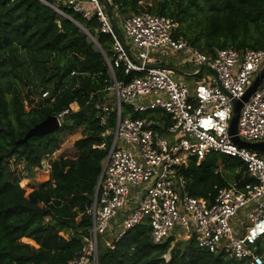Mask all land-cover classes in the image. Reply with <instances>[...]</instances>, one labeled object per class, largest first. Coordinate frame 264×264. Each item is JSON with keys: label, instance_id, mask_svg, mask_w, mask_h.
Returning a JSON list of instances; mask_svg holds the SVG:
<instances>
[{"label": "trees", "instance_id": "trees-1", "mask_svg": "<svg viewBox=\"0 0 264 264\" xmlns=\"http://www.w3.org/2000/svg\"><path fill=\"white\" fill-rule=\"evenodd\" d=\"M46 1L0 0V264H69L82 251V236L93 223L87 208L114 137L110 134L109 146L102 148L103 132L117 123V113L104 109L113 96L114 37L102 31L97 16L87 19L63 5L69 18L51 5L55 0ZM102 1L116 25L144 11L169 16L178 23L176 35L208 55L228 47H264V0ZM114 71L125 84L138 75L127 72L125 64ZM196 78L202 81V72ZM44 91L49 96L43 98ZM125 107L133 118L161 116L157 121L165 125L156 122L158 130L172 124L160 110ZM49 115L62 116V129L81 128L73 143L77 153L52 160L48 178L27 194L24 181L55 154L63 138L57 130L19 140ZM180 173L190 194L211 199L220 187L232 182L243 187L251 180L243 160L218 151L200 162L191 156ZM122 211L124 219L127 211ZM123 219L116 222L118 229ZM151 231L144 221L118 240L111 236L115 247L99 248L100 264H252L202 248L193 235L171 234L156 243ZM259 252L264 255V249Z\"/></svg>", "mask_w": 264, "mask_h": 264}, {"label": "built area", "instance_id": "built-area-1", "mask_svg": "<svg viewBox=\"0 0 264 264\" xmlns=\"http://www.w3.org/2000/svg\"><path fill=\"white\" fill-rule=\"evenodd\" d=\"M51 5L61 13L65 5L87 19L97 16L102 31L114 37L115 51L114 62L109 60L115 107L106 105L104 109L111 112L114 108L117 123L115 132L111 128L103 132L101 147L109 146L110 134L114 137L98 194L87 208L92 226L82 236V251L69 264H100V238L108 233L111 219L120 210L127 214L115 233L117 240L127 230L148 221L156 243L179 227L211 252L264 264V255L259 252L264 249V155L239 146L229 133L233 98L242 97L255 73L261 71L264 47H228L208 55L177 36L178 23L169 16L144 11L131 14L121 25L138 49V58L102 0H55ZM159 48L163 52L186 51L193 66L206 64L215 69L229 94L210 80L199 81L194 87L178 81L172 70L160 66V61H151V51ZM121 64L126 65L127 72L138 73L127 84L114 77V68ZM47 96L49 91H44L42 97ZM124 106L141 113L160 110L171 117L172 124L158 130L154 118H133L130 110L124 114ZM102 119L106 123V117ZM239 134L249 141L264 140V85L245 102ZM212 151L243 160L251 180L243 187L234 182L220 187L213 199L190 194L181 168L191 156L200 162ZM246 208V215L235 220ZM108 245L115 247L113 242Z\"/></svg>", "mask_w": 264, "mask_h": 264}, {"label": "rangeland", "instance_id": "rangeland-1", "mask_svg": "<svg viewBox=\"0 0 264 264\" xmlns=\"http://www.w3.org/2000/svg\"><path fill=\"white\" fill-rule=\"evenodd\" d=\"M141 2H145V0H141ZM122 24L120 23L118 25V28L120 30V32L123 34V37L126 39L127 43L130 44V46L132 47V50L134 52V54L139 58L138 55V49L136 48V46L133 45V43L131 42V39L125 34V32L123 31V28L121 26ZM164 49L159 48V49H153L151 51V61H160L161 63H164V65L171 67V68H176L178 71L173 72V76L175 79H177L178 81H181L183 83H195L198 81V79L196 78V76H189L186 74H190L194 72V69L192 67V64L189 62V55L186 51H171V50H167L165 52H163ZM258 74L255 73V76ZM209 75H212L211 71L209 69H204L202 71V77L205 78ZM39 97V96H37ZM115 101V98L112 96V99L110 100L109 106L115 107L113 102ZM26 105H27V101H26ZM72 108L75 110H78L79 106L77 103H74L72 105ZM114 111V108H113ZM124 114L126 113V108L124 106L123 109ZM60 120L61 122L63 121L62 116H60ZM113 130V132H115V127L113 126L111 128ZM58 131L61 133L63 141L61 142V147L55 152V154H53L52 156L46 157L43 160V167L42 168H34L33 173L30 174L27 177V181H24V185L27 188V194L34 188V187H38L40 186L43 181H45L48 178V174L46 173V171L50 168V162L56 158H60L62 155H67V156H74L77 152L76 149L73 147V143L74 141L79 138L81 136V128L77 129V130H73L70 128H66V129H58ZM122 210L119 211V213L113 217L111 219L110 222V228L108 233H106L105 235L101 236L100 238V247L101 249L103 248V246L107 244H111L112 242V237L115 236V233L118 229L117 227V221L120 218L121 220L123 219V215H122ZM241 214V212L239 213ZM194 227V225H193ZM113 228V229H111ZM110 234V235H108ZM174 235L178 236V238H184V236L187 234L189 237L192 236V234H188V230H183L180 229L179 227L176 228V230H174L173 232ZM109 236V237H107ZM112 236V237H111ZM264 244V242H263ZM243 264H249V262L245 261L243 262Z\"/></svg>", "mask_w": 264, "mask_h": 264}, {"label": "water", "instance_id": "water-1", "mask_svg": "<svg viewBox=\"0 0 264 264\" xmlns=\"http://www.w3.org/2000/svg\"><path fill=\"white\" fill-rule=\"evenodd\" d=\"M108 11L112 15V12L110 11L109 8H108ZM63 14L66 15L67 17L71 18L66 13H63ZM78 24L93 37V35L82 24H80V23H78ZM116 27L118 28V25H116ZM93 39L98 43V41L95 37H93ZM160 66L167 67L170 70H172L173 72L178 71L176 68H171V67H168V66L163 65V64H160ZM205 68L209 69L214 74V76L216 77V80H217V84L223 88L221 81L219 80L217 71L215 69L211 68L210 66L206 65V64L193 66L194 72L190 73V74H186V75H189V76L198 75ZM114 77H116L115 74H114ZM262 85H264V66L262 67L261 71L256 75V77L254 78L252 83L247 87L243 96L240 98H233V107L234 108H233L232 116H231V119L229 122V133H230L233 141L235 143H237L239 146L248 148L252 151H255L259 154L264 155V140L249 141V140L242 138L239 134V119H240V115L242 112V108H243L245 102L248 101L249 98L252 96V94ZM224 91L229 94V92L226 89H224ZM61 126H62V122L60 120L59 115H49L47 118H45L44 120H42L41 122L36 124L34 127H32L27 132V134L22 139H20L19 141L25 142L33 136H44L46 134L53 133V132L57 131ZM104 168H105V165L103 166V170L101 172V175H100V178L98 181V185L100 183ZM98 185H97L96 193H95L96 196L98 194Z\"/></svg>", "mask_w": 264, "mask_h": 264}, {"label": "crops", "instance_id": "crops-1", "mask_svg": "<svg viewBox=\"0 0 264 264\" xmlns=\"http://www.w3.org/2000/svg\"><path fill=\"white\" fill-rule=\"evenodd\" d=\"M161 64H163L164 65V63H161ZM192 67H193V65H192ZM212 73V72H211ZM196 76V75H195ZM202 80H210L211 82H213V83H216L217 82V80H216V77L214 76V74L212 73V75H209V76H207V77H205V78H202ZM197 82H199V80L197 81ZM197 82H195V83H186V84H188L189 86H191V87H194L195 86V84L197 83ZM162 120L161 119V116H159V117H157L155 120H156V122L157 123H159L157 120ZM159 124H162V125H165V121H162L161 123H159ZM248 212V209L246 208L245 210H243L242 212H241V214H239V216H237V218H235V220L236 219H241V218H243V216L244 215H246V213Z\"/></svg>", "mask_w": 264, "mask_h": 264}]
</instances>
